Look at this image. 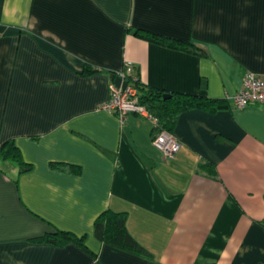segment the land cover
I'll return each instance as SVG.
<instances>
[{
    "label": "crops",
    "instance_id": "crops-1",
    "mask_svg": "<svg viewBox=\"0 0 264 264\" xmlns=\"http://www.w3.org/2000/svg\"><path fill=\"white\" fill-rule=\"evenodd\" d=\"M126 62L147 87L225 106L180 113L166 158L150 120L103 108ZM246 70L264 75V0H0V144L30 164L0 159V264H264V104L232 106ZM107 209L147 256L95 236ZM57 229L87 249L31 241Z\"/></svg>",
    "mask_w": 264,
    "mask_h": 264
},
{
    "label": "trees",
    "instance_id": "trees-1",
    "mask_svg": "<svg viewBox=\"0 0 264 264\" xmlns=\"http://www.w3.org/2000/svg\"><path fill=\"white\" fill-rule=\"evenodd\" d=\"M134 34L144 40L154 42L173 49L183 50L196 55H205L204 48L195 42L172 38L146 29H134ZM84 71L88 72L86 67ZM112 77L117 76L118 71H112ZM139 101L154 116L158 117L161 128L171 132L180 113L193 109L202 108L215 112L225 106L224 100L219 98H208L182 92H170L157 88L147 87L139 80ZM169 93V98L163 95ZM0 159L14 162L24 171L30 168V164L23 161L20 151L14 140H6L0 144ZM52 168L66 171H77V166L66 163H51ZM126 212H115L110 209L104 210L94 221L95 236L106 243L127 248L134 252L148 255V252L136 242L126 229ZM85 235L77 236L70 231L55 230L44 235L32 238V242L50 243L57 246H64L68 243H75L87 249Z\"/></svg>",
    "mask_w": 264,
    "mask_h": 264
},
{
    "label": "built area",
    "instance_id": "built-area-1",
    "mask_svg": "<svg viewBox=\"0 0 264 264\" xmlns=\"http://www.w3.org/2000/svg\"><path fill=\"white\" fill-rule=\"evenodd\" d=\"M134 64L126 62L117 70V76L122 81H127L126 87L117 86L114 81L110 84L109 99L103 104V108L118 116L124 122L130 114H137L150 120L155 128L152 139L153 145L159 149L166 158H171L180 148V143L174 135L161 128L158 117L150 113L145 105L139 101L138 78L134 73ZM251 103L264 104V75L246 70L241 79V86L232 98V106L242 109Z\"/></svg>",
    "mask_w": 264,
    "mask_h": 264
},
{
    "label": "water",
    "instance_id": "water-1",
    "mask_svg": "<svg viewBox=\"0 0 264 264\" xmlns=\"http://www.w3.org/2000/svg\"><path fill=\"white\" fill-rule=\"evenodd\" d=\"M114 83H115L117 86L122 85L123 88L126 87V85H127V81H126V80H125V81H122V78H121L120 76H116V77L114 78ZM170 96H171V95H170L169 93H165V94L163 95L164 98H169Z\"/></svg>",
    "mask_w": 264,
    "mask_h": 264
}]
</instances>
